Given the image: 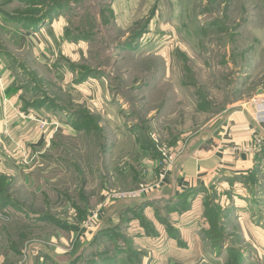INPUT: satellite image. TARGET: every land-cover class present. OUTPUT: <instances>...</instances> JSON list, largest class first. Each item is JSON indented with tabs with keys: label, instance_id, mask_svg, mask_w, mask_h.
<instances>
[{
	"label": "rangeland",
	"instance_id": "obj_1",
	"mask_svg": "<svg viewBox=\"0 0 264 264\" xmlns=\"http://www.w3.org/2000/svg\"><path fill=\"white\" fill-rule=\"evenodd\" d=\"M263 92L264 0H0L3 111L52 135L41 155L0 159V264L160 260L141 227L264 264V145L249 173L156 220L125 202L160 183L164 152L213 140L214 117Z\"/></svg>",
	"mask_w": 264,
	"mask_h": 264
},
{
	"label": "crops",
	"instance_id": "obj_2",
	"mask_svg": "<svg viewBox=\"0 0 264 264\" xmlns=\"http://www.w3.org/2000/svg\"><path fill=\"white\" fill-rule=\"evenodd\" d=\"M3 98L4 96L0 94V159H15L18 162L21 152L26 151L29 155L38 156L46 148L49 149L52 135L45 139L43 135L41 136L37 123L25 120L24 116L20 118L5 113L3 103L7 98ZM19 104L17 100L14 105L20 107L22 112H26L27 109ZM224 113L226 115L219 114L210 121L212 124L220 119L217 122L218 127L212 133L215 137L209 150L203 148L206 138L186 149H180L176 160L165 171L160 183L152 191L148 190L144 199L140 196L128 198L125 201L126 209L142 211L141 214L144 212L149 219L156 220L155 214L150 212L156 205L163 209L174 205L180 207L183 196L193 190L201 189L218 180H229L234 176L249 173L254 168L256 160L263 154L248 153L239 148L253 146L257 138H261L264 145V92L249 100L234 101ZM137 223L133 221V224ZM137 231L140 234V245L150 251L149 256L154 258L153 255L156 253L165 255L161 257L160 254V260L149 258L145 264H224L223 258H220L221 260L215 258L222 255L218 249L208 248L209 250L205 251L200 245L198 247L191 244L178 245L179 239L168 236L159 228L154 235H149L142 227ZM185 233L186 231H181L182 239L188 237Z\"/></svg>",
	"mask_w": 264,
	"mask_h": 264
},
{
	"label": "built area",
	"instance_id": "obj_3",
	"mask_svg": "<svg viewBox=\"0 0 264 264\" xmlns=\"http://www.w3.org/2000/svg\"><path fill=\"white\" fill-rule=\"evenodd\" d=\"M262 146H263V140L261 138H257L255 144L252 147H248V148H239V150L244 151V152H250V153H258L262 150ZM163 164L165 165L164 169H166V171L170 168L171 164L173 163V161L171 160V158L166 154V152L163 153ZM165 172V170H163V173ZM149 188H147L144 191H148ZM127 197V194L121 193H115L112 195V198L117 199V198H125Z\"/></svg>",
	"mask_w": 264,
	"mask_h": 264
},
{
	"label": "trees",
	"instance_id": "obj_4",
	"mask_svg": "<svg viewBox=\"0 0 264 264\" xmlns=\"http://www.w3.org/2000/svg\"><path fill=\"white\" fill-rule=\"evenodd\" d=\"M77 113H75V114H72L71 116H72V123H73V125L77 128V129H79V130H82V129H84L85 127H83L84 125H86V123H84V122H82V116H81V114L79 115V117L76 115ZM87 117V116H86ZM83 125V126H82ZM148 143L152 146H154V144H152V140L148 137ZM256 173L258 172V171H255ZM235 177V176H234ZM233 178V177H232ZM199 189H197V190H193L192 192H190L189 194H186V196H183L184 198L182 199V203L184 202V201H186L189 197H191V196H193V194L195 193V192H197ZM181 199V198H180ZM15 207H16V205H15ZM241 264V263H240Z\"/></svg>",
	"mask_w": 264,
	"mask_h": 264
},
{
	"label": "water",
	"instance_id": "obj_5",
	"mask_svg": "<svg viewBox=\"0 0 264 264\" xmlns=\"http://www.w3.org/2000/svg\"><path fill=\"white\" fill-rule=\"evenodd\" d=\"M211 146H213V140H210L206 144H204L203 148L205 150H209Z\"/></svg>",
	"mask_w": 264,
	"mask_h": 264
}]
</instances>
